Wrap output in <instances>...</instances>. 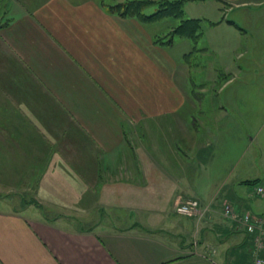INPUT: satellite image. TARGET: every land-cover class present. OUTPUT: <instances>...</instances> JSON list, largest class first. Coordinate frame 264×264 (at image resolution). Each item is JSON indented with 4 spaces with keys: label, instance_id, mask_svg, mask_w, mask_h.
Here are the masks:
<instances>
[{
    "label": "crops",
    "instance_id": "crops-1",
    "mask_svg": "<svg viewBox=\"0 0 264 264\" xmlns=\"http://www.w3.org/2000/svg\"><path fill=\"white\" fill-rule=\"evenodd\" d=\"M102 1L0 0V193L26 194L0 199V264H252L223 208L263 213L258 179L195 190L229 116L198 110L192 43L155 45ZM191 199L203 217L175 212Z\"/></svg>",
    "mask_w": 264,
    "mask_h": 264
},
{
    "label": "rangeland",
    "instance_id": "rangeland-1",
    "mask_svg": "<svg viewBox=\"0 0 264 264\" xmlns=\"http://www.w3.org/2000/svg\"><path fill=\"white\" fill-rule=\"evenodd\" d=\"M182 1L185 17L201 21L202 34L191 59L195 96L200 99L198 110L211 107L213 116H218V107L222 105L231 123L228 127V120L224 119L212 125L214 134L223 137L222 149L214 150L216 160L205 166L206 171L200 170L195 190L205 201L210 200L225 181L258 179V186L264 190V0ZM173 26L170 20L157 25V34L163 42L170 39L168 33ZM178 40L186 39L174 37L171 44ZM178 50L174 51L182 53ZM191 50L183 56H188ZM230 82L223 92L213 94ZM238 89L244 91V97L230 100L227 95ZM235 128L240 132L234 134ZM225 175H228L226 180ZM242 187L243 191L251 189L246 185ZM23 195L26 194L2 192L0 199ZM28 195L23 199L25 204L31 200Z\"/></svg>",
    "mask_w": 264,
    "mask_h": 264
},
{
    "label": "trees",
    "instance_id": "trees-1",
    "mask_svg": "<svg viewBox=\"0 0 264 264\" xmlns=\"http://www.w3.org/2000/svg\"><path fill=\"white\" fill-rule=\"evenodd\" d=\"M182 0H124L123 2L102 1L103 9L119 18L133 19L138 23L147 26H154L165 21L174 22L172 31L168 33L170 39L163 42L160 34H155L152 41L155 45L169 46L174 37L189 40L192 43V50L188 56L183 57L188 64H192L195 45L202 34L201 21L185 17ZM6 11L0 10V29L7 27L9 19L5 16ZM260 180L245 181L242 185L258 186Z\"/></svg>",
    "mask_w": 264,
    "mask_h": 264
},
{
    "label": "built area",
    "instance_id": "built-area-1",
    "mask_svg": "<svg viewBox=\"0 0 264 264\" xmlns=\"http://www.w3.org/2000/svg\"><path fill=\"white\" fill-rule=\"evenodd\" d=\"M254 197L264 198V190L260 186L252 189ZM208 211L207 206H202L198 200L191 199L175 207V212L181 216L203 217ZM223 214L236 224V227L251 240L249 254L252 264H264V212L250 214L241 211L237 206L227 204L223 208Z\"/></svg>",
    "mask_w": 264,
    "mask_h": 264
}]
</instances>
